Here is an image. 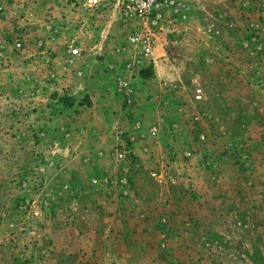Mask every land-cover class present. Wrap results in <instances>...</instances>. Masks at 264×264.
I'll return each instance as SVG.
<instances>
[{
    "label": "rangeland",
    "instance_id": "rangeland-1",
    "mask_svg": "<svg viewBox=\"0 0 264 264\" xmlns=\"http://www.w3.org/2000/svg\"><path fill=\"white\" fill-rule=\"evenodd\" d=\"M122 1L0 0V264H264V0Z\"/></svg>",
    "mask_w": 264,
    "mask_h": 264
},
{
    "label": "built area",
    "instance_id": "built-area-1",
    "mask_svg": "<svg viewBox=\"0 0 264 264\" xmlns=\"http://www.w3.org/2000/svg\"><path fill=\"white\" fill-rule=\"evenodd\" d=\"M121 5L125 9L126 13L137 18H148L154 17L156 8H157V0H123ZM156 18L158 16H155ZM128 40L130 42V50L131 54L136 56L139 59L146 58L150 56L153 49V40L152 37L149 36L144 31H136L130 33ZM79 49L75 48L74 53H78ZM202 89H198L196 91L197 98L202 97L201 93ZM123 156V154H121ZM155 176L160 178L158 172L153 173Z\"/></svg>",
    "mask_w": 264,
    "mask_h": 264
},
{
    "label": "crops",
    "instance_id": "crops-1",
    "mask_svg": "<svg viewBox=\"0 0 264 264\" xmlns=\"http://www.w3.org/2000/svg\"><path fill=\"white\" fill-rule=\"evenodd\" d=\"M139 147H140V146H139ZM139 147H138V149L140 150V152H142V153H144V154H146V155H147L148 152L150 151L149 149H146V148L141 149V148H139ZM135 150H136V149L134 148V152H135Z\"/></svg>",
    "mask_w": 264,
    "mask_h": 264
}]
</instances>
